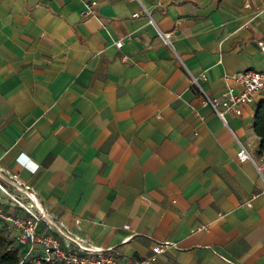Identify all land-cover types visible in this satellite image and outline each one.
<instances>
[{
	"label": "crops",
	"instance_id": "0c3cea01",
	"mask_svg": "<svg viewBox=\"0 0 264 264\" xmlns=\"http://www.w3.org/2000/svg\"><path fill=\"white\" fill-rule=\"evenodd\" d=\"M84 1L0 0V165L91 245L147 264H264V91L226 125L191 81L213 96L264 69V0H94L95 16ZM162 239L174 245L153 252Z\"/></svg>",
	"mask_w": 264,
	"mask_h": 264
},
{
	"label": "built area",
	"instance_id": "2783aa9c",
	"mask_svg": "<svg viewBox=\"0 0 264 264\" xmlns=\"http://www.w3.org/2000/svg\"><path fill=\"white\" fill-rule=\"evenodd\" d=\"M95 5L94 0L84 1L82 15L95 16ZM159 35L164 42L169 43L170 33L159 31ZM258 45L264 56L261 42H258ZM115 46L120 48L122 41H115ZM230 77L240 88L234 90L233 86H228L221 94L213 96L207 95L197 79L191 77L192 83L201 90L204 102L211 106L226 125L228 111L240 114L241 103L253 101L256 93L264 91V69L245 68L236 71ZM230 131L235 136L231 129ZM236 155L240 160L251 159L242 145ZM17 158L31 170L37 168V163L29 161L21 153ZM47 215L49 213L33 187L17 172L0 165V232L8 236L18 249V264H147L145 258L125 257L111 246L99 247L86 242L80 244L60 232L47 219ZM124 226L128 227V224ZM64 230L72 234L69 230ZM173 245V241L162 239L154 241L151 248L153 252L159 253Z\"/></svg>",
	"mask_w": 264,
	"mask_h": 264
},
{
	"label": "trees",
	"instance_id": "16d2710c",
	"mask_svg": "<svg viewBox=\"0 0 264 264\" xmlns=\"http://www.w3.org/2000/svg\"><path fill=\"white\" fill-rule=\"evenodd\" d=\"M252 129L258 136L255 154L260 155L264 153V98L258 99L255 103L252 117ZM18 261V249L12 244L8 236L0 232V264H18Z\"/></svg>",
	"mask_w": 264,
	"mask_h": 264
},
{
	"label": "bare ground",
	"instance_id": "6f19581e",
	"mask_svg": "<svg viewBox=\"0 0 264 264\" xmlns=\"http://www.w3.org/2000/svg\"><path fill=\"white\" fill-rule=\"evenodd\" d=\"M47 219L60 231V232H62V233H64L65 235H67V236H69V237H71V238H73L74 240H76L77 242H79L80 244H84L85 242H84V240H82V239H79V238H77V237H75V236H73L72 234H70V233H68L67 231H65L63 228H61L60 227V225L58 224V223H56V222H54L53 221V219H51L50 217H49V215H47Z\"/></svg>",
	"mask_w": 264,
	"mask_h": 264
}]
</instances>
